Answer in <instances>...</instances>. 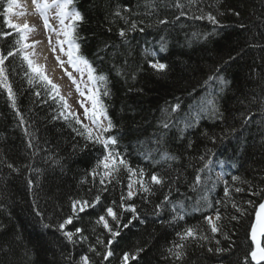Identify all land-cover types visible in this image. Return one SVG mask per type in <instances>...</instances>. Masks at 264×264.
<instances>
[{"label":"trees","instance_id":"1","mask_svg":"<svg viewBox=\"0 0 264 264\" xmlns=\"http://www.w3.org/2000/svg\"><path fill=\"white\" fill-rule=\"evenodd\" d=\"M70 7L83 16L78 54L107 77V96L98 86L114 128L104 135L117 143L105 150L77 135L81 125L60 116L59 100L28 83L22 55L8 57L3 67L15 107L0 85V264H79L83 255L92 264H121L126 252L138 256L129 264H243L264 198V0H73ZM6 31L13 30L0 19ZM17 39L14 31L0 35V52L15 51ZM151 62L167 68L157 71ZM109 150L142 169L146 183L152 174L165 183L122 200L138 177L122 165L104 177L97 165ZM96 195L99 204L73 215L72 200ZM122 204L135 205L137 219ZM109 206L120 216L119 224L106 217L120 232L115 240L96 223ZM217 211L221 233L214 234L205 217L215 220ZM70 215L65 230L83 229L74 243L58 230ZM187 228L208 239L182 241ZM110 240L113 256L104 260L98 253ZM177 244L184 245L180 260L168 251Z\"/></svg>","mask_w":264,"mask_h":264},{"label":"snow or ice","instance_id":"2","mask_svg":"<svg viewBox=\"0 0 264 264\" xmlns=\"http://www.w3.org/2000/svg\"><path fill=\"white\" fill-rule=\"evenodd\" d=\"M32 4L34 5L35 11L38 12L43 17V23L45 28H47L49 31L56 32V29L52 27V25L49 23V16L48 12L49 10L55 8L57 9L56 15L59 18V23L61 25V30L57 32L58 36H63L64 39H58L56 41L57 45L59 46V51L64 53V55L67 57V61L61 60L59 55L55 56V59L57 63L59 64L60 68L64 71V73L68 76L69 80L72 82L73 85H75L76 91L79 93L81 97H84L86 95L87 90V99L91 102V109L84 107V102L78 101L81 107L84 108V114L85 116L92 121L93 127H89L87 124H84L78 113L71 111V105L69 104L67 98L61 94L60 85L53 82V80L46 74V66L42 64H38L32 57L36 55V53L28 52L27 49H34L35 44L39 43V41H36L35 43H28V37L29 34L34 32L35 29L30 26L26 21L23 23L14 22L13 17H24L26 15V10H20L17 11V9H21V0H0V19L3 20V24L7 29L13 30L16 34H18L19 39L15 41V43L19 46L15 49V51H8L5 55L3 52H0V85H2L4 88L7 89L8 96L12 99L13 107H15V97L14 93L12 91L11 85L7 82V75L6 70L3 67L5 61L8 59V57L14 56L17 53L22 55V58L24 61L27 62L28 69L32 73L31 76H29L28 83L32 85L34 82H39L41 85L48 91V95L52 100H59L60 102V116L63 117L65 121H72L74 120L76 124L81 125V129L74 128L73 131L77 133V135H80L84 137L86 140L91 141L95 144L101 145L105 150H108L110 146L116 145L117 140L115 137H109L105 136L104 133L112 131L114 128V125L111 121V119L107 120V125L105 126L103 123H101V117H107V110L104 106L103 102L100 100V88L98 85L104 86V95L107 96L109 94L108 89L106 87L107 84V77L103 75H97L96 69L92 66V64L82 55H79L80 51V45L77 43V37H76V28L78 25V22L83 21V16L81 13L74 8L70 10V6L73 5V0H32ZM177 8H181L182 5L179 3L176 4ZM184 14L183 12L181 13ZM116 15H120L119 12L116 13ZM238 15V13H237ZM196 19H204L205 17L199 16L195 17ZM207 20H209L211 23L216 24L218 21L216 20V17L213 16L211 13L207 14L206 16ZM66 21H69V23H66ZM160 23H167L166 20H161ZM131 29L135 30L136 25L133 23L131 25ZM143 31V29H140ZM13 31H6L0 33V35H3L4 37L11 36L13 34ZM119 35L121 37H124L126 35V32L122 29L119 32ZM49 43H51V37H49ZM65 45H67V50L65 49ZM53 53L57 52V48L53 47L51 49ZM65 63L70 65L77 73H79L80 79L78 80L75 76H73L72 72H69L67 68L65 67ZM150 67L157 70V71H164L167 68V65L160 62H151ZM87 74V81L90 82L91 87H89V83H84V87H81V83H83V77ZM210 79H213L210 77ZM37 96H39V92L36 93ZM212 104V110L215 111V106L213 102H209ZM180 108L179 104H176L173 107V111H176ZM251 117H249L250 119ZM21 121H23V117L21 116ZM165 127L168 125L165 124ZM98 130V132H97ZM208 163H211L209 161ZM208 163L205 164V167L208 166ZM102 165L104 172V177H112L113 173L118 172L119 166H124L127 170V172L131 173L132 177H138L136 179H133L130 183L127 185V194L126 196L121 197L122 200H132L136 195L139 193H145V194H151L152 188L150 185H163L165 183L164 178L160 177L157 174H152L149 177V183H146L143 177L145 176L144 171L141 169L139 172L136 170H133L130 166H128L127 162L120 157L118 152H113L111 150L107 151V154L103 157V159L99 162L97 167H100ZM9 167H13L11 164L8 165ZM203 171V169H201ZM92 175L95 177L97 173L94 171ZM196 182L199 183L200 177L197 176ZM233 179H238V177H233ZM111 182V181H109ZM31 184V181L29 182ZM100 183L104 184V179L102 178L100 180ZM225 184H227V181H225ZM134 185H136V190H133ZM106 190V188H105ZM236 192L242 191L241 188H236ZM224 195L227 197L229 195V190L225 188ZM100 196L96 195L94 198V201L89 202L88 200H72L71 202V211L73 215H76L77 213L84 212L89 207H95L96 204L100 203ZM115 203V202H113ZM249 203H251L249 201ZM121 207L128 212L133 213L134 215L131 217V219L135 220L137 219L136 214V207L135 205H121ZM209 207H211V204H209ZM233 208H236L237 211H242V209L238 208L235 203L232 204ZM73 215L68 216L66 219L63 220L58 225V230L62 231L64 236L67 238L70 242H75L73 240L74 235L77 233H82L83 229L77 228L75 232L73 231H66L65 228L67 225H71L73 223ZM114 221L116 224L120 223V216L118 215L117 211L109 206L105 209V215H100L97 219L96 223L101 224L104 229L110 233L112 240H115L117 236L120 235V232L118 230H114L113 227L109 224V219ZM237 217L233 216L232 219H236ZM205 220L207 224L210 226V230L212 233H221V227L218 225V221L221 220V216L219 212L217 211L215 214V220L213 219V216L209 215L205 217ZM45 227H48V225H45ZM127 227V225H125ZM250 235H251V241L254 244V247L250 250L247 256L244 257L243 264H249V259L251 262H254V264H264V203L259 204L258 210L255 212V220L254 223L250 225ZM208 239L207 236H199L197 230L194 228H187L185 231L180 234V239L186 240V239ZM225 238L228 237L225 235ZM103 243L102 241H100ZM111 240L109 241V244L105 245V252L104 253H98V255H102L104 260H108L110 257L113 256V252L110 249ZM217 245H219L220 241H216ZM184 248L183 244H177L175 245V249L170 248L168 249L169 253H171L177 260H180L184 256V252L181 251ZM91 251L95 252V248H91ZM208 251H213V249L209 248ZM217 252L223 251L221 248L216 249ZM138 258L137 254H131V253H124L122 256V262L121 264H129L130 260H136ZM79 264H92L89 256L83 255L80 257Z\"/></svg>","mask_w":264,"mask_h":264},{"label":"bare ground","instance_id":"3","mask_svg":"<svg viewBox=\"0 0 264 264\" xmlns=\"http://www.w3.org/2000/svg\"><path fill=\"white\" fill-rule=\"evenodd\" d=\"M21 5L22 8L17 9V11L26 10V15L24 17L14 16L13 20L14 22L18 23H23L26 21L35 29L34 32L29 34L27 41L28 43H35L36 41H39V43L35 44L34 49H30V53L33 51L36 53V55L32 57V59H34L38 64L45 65L46 74L53 80L54 83L60 85V87L66 90L68 84L66 83L67 80L63 73H61V68L55 59L56 55L51 51L52 48L48 44L49 32L45 30L43 22L38 17V15L35 14V8L34 5H32L31 0H21ZM47 33L48 35H46Z\"/></svg>","mask_w":264,"mask_h":264},{"label":"rangeland","instance_id":"4","mask_svg":"<svg viewBox=\"0 0 264 264\" xmlns=\"http://www.w3.org/2000/svg\"><path fill=\"white\" fill-rule=\"evenodd\" d=\"M31 3H32V0H31ZM53 10L57 11V9H55V8L49 10L48 16L52 13ZM37 14H39V13H37ZM42 19H43V17H42ZM66 23H69V21H66ZM45 30L47 32H49L47 28ZM46 35H48V33ZM54 36L56 37L55 41H57L58 39H64L63 36H58L57 34L54 35ZM48 39H49V37H48ZM55 41H54V44H53L52 40H51L52 45L50 43L51 48H53V47L57 48V52L54 53V54L55 55H59L60 54L61 60L67 61V57L64 55V53L59 51V46L57 45V43ZM65 49L67 50V45H65ZM28 50L29 49H27L26 51H28ZM28 52H30V51H28ZM65 67L67 68L68 71L72 72L73 76H75L78 80L80 79L79 73H77L70 65L65 63ZM61 73H63V75L65 76V78L67 80L66 83H68L66 90H64L62 87H60L61 94L64 95L67 98L69 104L71 105V109L70 110L78 113V115L80 116L81 121L84 124H87L89 127H93L94 128V125L92 124V121L89 120L85 116L84 108L81 107L80 104L78 103V101L82 100L84 102V107H87V108L91 109V102L87 99V95H88L87 94V90H85L86 91V95L84 97H81L79 95V93L76 91L75 85L72 84V82L69 80L68 76L64 73V71L62 69H61ZM84 83H89V87H91L90 82L87 81V74L86 73H85V75L83 77V83H81V87L82 88L84 87ZM100 119H101V123H103L106 126L107 125V118L102 116ZM97 132H98V130H97Z\"/></svg>","mask_w":264,"mask_h":264},{"label":"water","instance_id":"5","mask_svg":"<svg viewBox=\"0 0 264 264\" xmlns=\"http://www.w3.org/2000/svg\"><path fill=\"white\" fill-rule=\"evenodd\" d=\"M261 203H264V198H263V200H262V202ZM260 203V204H261ZM259 207V206H258ZM257 210H258V208H257ZM254 220H255V215H254ZM253 223H254V221H253ZM250 241H251V235H250ZM251 243L253 244V242L251 241ZM253 247H254V244H253ZM254 263V262H253Z\"/></svg>","mask_w":264,"mask_h":264}]
</instances>
